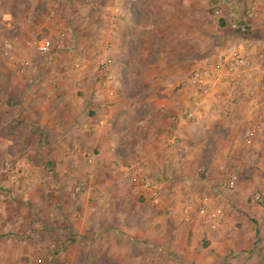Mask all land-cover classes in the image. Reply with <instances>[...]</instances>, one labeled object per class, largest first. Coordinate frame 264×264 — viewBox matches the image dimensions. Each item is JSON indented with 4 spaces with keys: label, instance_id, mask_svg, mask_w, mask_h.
<instances>
[{
    "label": "rangeland",
    "instance_id": "374dc122",
    "mask_svg": "<svg viewBox=\"0 0 264 264\" xmlns=\"http://www.w3.org/2000/svg\"><path fill=\"white\" fill-rule=\"evenodd\" d=\"M84 1L90 5L91 0ZM92 1L93 6L80 13L83 22L73 38L52 37L42 32L22 39L21 44L28 52L15 46V42L13 50L6 52L7 39L2 40L0 34V66L5 67L3 72L0 69V264H111L104 261L103 243L86 231L81 234L79 227L85 229L93 221L117 222L126 212H131L127 216L132 221H143L150 219L151 207L190 209L193 216H201V223L209 219L214 209L223 211V224L226 211L231 212L236 222L244 221L245 216L252 223L258 218L239 212L241 202L253 204L255 195H263L259 191L236 200L226 192L223 198L227 207H223V198L205 191L203 168L187 167L180 160L185 156L180 132H187V127L197 121L196 116L187 121L185 113L204 109L205 98L200 97L197 88L188 85V80L195 71L211 66L238 46L251 47L247 43L255 38L251 28L243 36L232 25L243 23L240 20L256 0H129V4L144 6L143 14H130L134 26L143 28L139 34L144 36L128 39V51L124 54L119 52V38L109 40L106 34L95 38L93 29L98 24L93 20L96 15L102 18L104 11L94 5L98 0ZM9 9L0 5V21ZM255 16L258 24L264 26L263 10L257 9ZM3 23L2 20L0 31L5 30ZM43 38L52 43L46 56L39 55L35 47ZM25 57L33 65L45 63L39 75L63 81L65 95L77 94L83 99L90 96L96 100L98 109L91 116L94 122L90 143L83 148L73 145L63 150V157L69 158L67 163L62 160L58 164L59 160L52 156L56 152L48 148L50 135L41 134L34 143L31 139L24 145L17 143L36 132L25 123L21 114L24 102H19L34 88L26 81L28 71L25 74L17 71ZM261 60L262 71V57ZM104 61L113 76L106 89L101 86L102 74L98 69ZM252 78L258 81L244 82L243 87H251L252 91L245 90L248 96L242 105L250 113L258 106L253 113L257 117L244 120L245 124L237 127L239 139H245L246 128L262 126L260 121L264 122L261 115L264 106L251 104L259 94L264 99V75L260 77L258 72ZM50 84L52 87L51 82L45 85L47 89ZM228 94L229 91H221L225 102L220 103L218 110L222 108V112L228 111L227 102L238 105L237 96L230 99ZM174 137L178 143L171 142ZM148 146L157 149L152 151ZM153 153L155 166L148 160H140L141 156L146 158ZM142 179L162 188L158 202L137 193L135 185L143 188ZM78 188L82 191L77 193ZM187 189L194 196H184ZM111 190L133 193L131 198L120 201L121 198L112 196ZM227 190L233 191L229 184ZM205 196L210 198L205 200ZM111 207L117 210L109 212Z\"/></svg>",
    "mask_w": 264,
    "mask_h": 264
},
{
    "label": "crops",
    "instance_id": "0c3cea01",
    "mask_svg": "<svg viewBox=\"0 0 264 264\" xmlns=\"http://www.w3.org/2000/svg\"><path fill=\"white\" fill-rule=\"evenodd\" d=\"M98 1V4L96 2L94 5L103 7L104 14L102 18L96 15L93 20L98 24H95L93 29L95 38H101L102 34H106L109 40L119 38L120 54L127 53L128 39L144 36L139 34L143 32V28L134 26L130 14L141 15L140 13L145 11L144 6L142 7L140 3L129 4L131 3L129 0ZM91 2L93 1H90L89 6H93ZM84 3V0H0V5L10 8L2 17L5 30L0 31L1 39L15 42V46L17 44L22 48L24 47L23 43L21 44L22 39L25 41L42 32H48L52 37L73 38L83 22L80 13L89 8ZM240 22L251 28L252 36L255 37L253 41L247 40V43L251 45L248 47L256 69L252 75L255 76L259 72L261 77V74L264 75V66L262 71L259 69L262 63L261 57L264 62V26L258 24L256 16L251 19L246 15ZM261 38L262 41L259 40ZM22 49L27 51L25 47ZM24 60L29 63L27 76L25 75L26 81L34 88L19 100L24 102V110L21 114L30 129L40 130L44 137L51 136L48 139L51 143L48 148L56 152L52 155L59 160L56 162L60 164L64 160V163H67L69 158L63 157L65 155L63 150L73 145L83 148L85 144L90 143L89 137L94 122L91 116L93 110L98 109L96 100L91 99L90 96L83 99L77 94L65 95L62 88L63 81L59 79L52 81L39 75L42 73V68H45V63L33 65L27 57ZM4 68L0 66L2 72ZM34 70L39 72L36 73ZM244 78L236 88L224 84L205 97L202 104L205 110L193 112L197 121L187 127V132L183 130L180 132L184 138L185 150V156L180 159L181 163L187 167L200 165L205 171V191L209 195H218L221 199L226 197V192H230L234 200L247 198L256 191L264 195V122L260 121L262 126L246 128L243 133L247 134L245 139H239L236 134L240 124L243 126L246 120L257 117L253 113L257 112L258 106L250 113L248 110H243L242 100L248 96L245 90L252 89L243 87L244 82L251 81L254 84L258 79L250 77L251 80L246 76ZM49 82L53 83V86L51 87L50 84L51 88L47 89L45 85ZM221 91H229L230 99L232 97L235 99L237 96L238 105L227 102L225 107L228 111L222 112V108L218 110L221 107L220 103L225 102ZM251 102L264 106V99L260 94ZM89 103L92 105L87 111L85 108ZM261 115L264 117V110ZM258 128L259 130H256ZM111 147L113 148V145ZM148 148L152 151L157 149L151 146ZM243 151L245 153H241ZM169 152L171 153V149ZM155 159L154 153L146 158L140 157V160H148L153 166L157 164L154 162ZM228 184L230 187L232 185L233 191L227 190ZM135 186L139 192L134 191L141 192L143 198L147 200H153L149 191H145L140 185ZM214 187L216 190H212L215 189ZM187 190L184 196H194L193 192ZM131 191L111 190L110 192H113V197L121 198V201L123 198H131L133 193ZM208 197L205 196V200ZM228 198L233 197L228 196ZM221 202L223 207H227L224 198ZM241 203L242 209L239 213L258 216L254 218L253 223L246 216L244 221L236 222V219L231 217V212L226 211V223L223 224L222 220L219 228L213 230L208 222L217 211L224 218L221 209L212 210L209 219L204 220L206 223H201L199 219L201 216L195 217L190 212V220L186 221V211L167 206L166 209L151 207L148 209L150 219L143 221H132L131 217L127 216L131 212H126L127 221L124 220L125 217H118L120 220L117 222L101 224L93 221L88 223L85 229L79 228L82 230L81 234L86 231L88 235L98 238L103 243L104 261L111 264H264V208L258 204L255 206L254 203ZM18 207L19 210L22 209L21 205ZM112 209L114 207H111L109 212ZM102 230L104 232H101Z\"/></svg>",
    "mask_w": 264,
    "mask_h": 264
},
{
    "label": "built area",
    "instance_id": "2783aa9c",
    "mask_svg": "<svg viewBox=\"0 0 264 264\" xmlns=\"http://www.w3.org/2000/svg\"><path fill=\"white\" fill-rule=\"evenodd\" d=\"M257 9H262L264 12V0H256L254 4L250 7L247 17L254 18ZM218 14V11H216ZM232 29L239 33L240 35H248V26L244 24L234 23ZM36 50L39 55L46 56L52 50V43L48 38H43L35 44ZM6 52L12 51L14 48L13 42L6 41L4 44ZM29 68L28 61L24 60L18 64L17 71L19 74H25ZM99 71L102 74V88L106 89L110 86L113 76L110 74L108 62H101L99 65ZM255 65L251 59L250 48L243 44L237 47L231 54L221 55L214 64L209 67L201 68L195 71L190 79L188 80V85L198 89L200 97H208L211 93L217 89L219 86L224 84H229L232 87L240 86L241 79L246 77H252V74L255 73ZM234 99V97H232ZM253 106H256L255 102H251ZM195 118V115L191 111L185 113V119L191 121ZM256 130H259L256 129ZM171 142L178 143L176 137L172 138ZM143 189L149 191L152 194V198L155 202H158L162 196V188L150 180L142 179L141 181ZM232 187V185H231ZM78 192H81L82 189L78 188ZM253 202L256 204L264 205V195L257 194L253 198ZM190 209L186 210L185 220H190ZM223 220V217L220 212H215L208 224L213 230L219 228Z\"/></svg>",
    "mask_w": 264,
    "mask_h": 264
},
{
    "label": "trees",
    "instance_id": "16d2710c",
    "mask_svg": "<svg viewBox=\"0 0 264 264\" xmlns=\"http://www.w3.org/2000/svg\"><path fill=\"white\" fill-rule=\"evenodd\" d=\"M41 134H42L41 131L37 129L36 132H35L33 135H31V137H29L28 139H26V140L23 141L24 143L21 142V141H20V142L17 141V143H18V144H23V145H24L26 142L30 141V139H31V141H33V143H34V141L36 140V138H39V139H40Z\"/></svg>",
    "mask_w": 264,
    "mask_h": 264
}]
</instances>
